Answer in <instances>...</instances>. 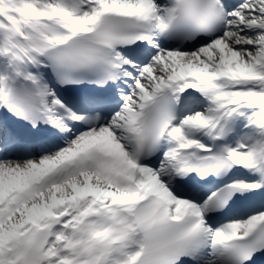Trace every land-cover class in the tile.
<instances>
[{
  "label": "snow or ice",
  "instance_id": "1",
  "mask_svg": "<svg viewBox=\"0 0 264 264\" xmlns=\"http://www.w3.org/2000/svg\"><path fill=\"white\" fill-rule=\"evenodd\" d=\"M0 264H264V0H0Z\"/></svg>",
  "mask_w": 264,
  "mask_h": 264
}]
</instances>
